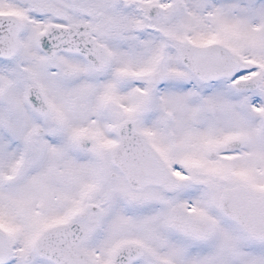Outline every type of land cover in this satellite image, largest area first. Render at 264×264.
<instances>
[{"label":"snow or ice","instance_id":"6c2138e0","mask_svg":"<svg viewBox=\"0 0 264 264\" xmlns=\"http://www.w3.org/2000/svg\"><path fill=\"white\" fill-rule=\"evenodd\" d=\"M0 264H264V0H0Z\"/></svg>","mask_w":264,"mask_h":264}]
</instances>
